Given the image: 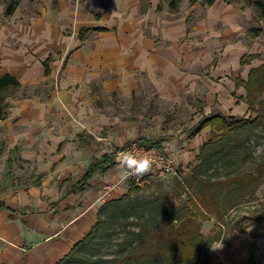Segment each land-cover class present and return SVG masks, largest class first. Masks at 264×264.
<instances>
[{
	"label": "rangeland",
	"instance_id": "1",
	"mask_svg": "<svg viewBox=\"0 0 264 264\" xmlns=\"http://www.w3.org/2000/svg\"><path fill=\"white\" fill-rule=\"evenodd\" d=\"M144 1L149 2V0ZM60 4L65 10H71L77 6L79 12H83V14L79 13L80 16H87L91 12L89 0H59L57 4L54 3V0H21L12 16L7 19L2 16L1 22L4 20L5 25L10 22L11 30L10 36L1 35L4 47L9 52L8 60L4 64L5 71L18 76L22 85L16 93L6 99L8 103L7 116L0 118V130L8 132L9 137L13 138L24 130L20 128L25 126L24 118H21L20 115V111L26 110L21 109L23 106H27L28 110L33 111V104L36 105V101L46 102L55 92L58 96H71L72 105L70 108L64 106L63 109H59L60 111L76 112L83 107L89 111L100 112L101 115L108 116L112 120L117 119L114 130L105 129L100 135L110 137L108 146L103 143V147L101 145L96 146L95 149L88 148V154L92 151H106L105 147H113L118 157V154L130 143L149 141L147 143L156 145L163 154L170 156L174 161L176 171L165 176L145 174L137 176L140 178L137 180L135 175H128L125 178L127 170H124L120 179L121 190L124 193L116 198H121L129 191H133L135 195L139 196H154L157 193L168 194L171 202L175 205L186 200L188 188L185 186L184 180L190 176L192 167L199 162L196 159V154L199 153L202 143L210 140L212 136L207 131L209 136L203 137L201 134L203 142L195 144L196 138H198L196 130L199 124L212 113L228 112L233 100L232 80L237 76L246 77L252 67L264 61V24L258 23L256 8L245 6L241 0L229 2L216 0L212 6L206 5L202 1L192 3L191 0H181L179 10L169 11L166 3V31L178 30L174 33L181 31L180 38L167 40L166 47H173L175 43L179 42V45H186L187 49L181 56L182 65L180 68L184 71L179 72L182 74V77H179L183 80L184 87L174 85L167 87L166 89L171 92L164 99L160 95V91L146 78H142L138 88L130 87L132 80L136 78V73L141 72L125 68L134 63L136 56L124 55L120 52L106 54L102 51L97 52L98 55L96 54L95 48L101 42L107 41L106 33L92 34L87 46V50L90 52L85 56L87 61H93L96 56L98 57L97 62L88 64L84 70H81L80 65L70 64L73 61L72 52L58 54L54 50V61H51L50 64L51 74L47 75V67L44 66L43 60L49 56L52 48L48 45L49 48L41 47L42 44L34 38V33H30V26L38 22L37 29L44 27L45 22L61 7ZM3 5L6 8L5 0H0V6ZM240 9L245 12L243 13ZM159 13L156 11L155 17ZM238 13L249 16L251 14V19L255 20L251 27L262 26V33L257 37L248 34L245 38L242 35L228 33V27H233L236 24ZM44 19L46 20L41 22ZM184 19H186L185 26H183ZM207 19L214 20V24L208 25ZM81 20L86 22L85 18ZM223 20H227V23L225 24ZM200 24H203L204 29L196 38L194 36L195 26H200ZM74 26L63 30L65 35H70L71 31H74ZM110 33L114 34L113 31ZM156 34L159 35V33ZM2 39L0 38V41ZM199 44H202L203 47L201 60L194 53V47ZM1 49H3L2 46H0V51ZM250 53L258 54V56L248 57ZM245 60H248L250 64H246ZM142 73L145 74V72ZM172 74L173 72H171ZM79 99L84 102L79 104ZM108 132L112 134L110 135ZM256 138L257 136L253 138L254 148L256 154L261 157L264 154V145L256 144ZM79 139L90 142L88 136L84 134ZM101 142L105 141L95 139V144ZM6 145L7 141L0 138V174L5 175L6 179L9 178L8 182L11 185L25 186L27 189H32L34 186L39 187L42 184L41 177L47 174L45 169L40 170V168L50 169L51 166L38 163L33 165L30 160L18 159V155L14 157L18 151L10 152L8 156L10 158L7 157L6 165L3 166L1 163L4 160L2 156ZM62 146L60 145L58 153H62ZM42 153L44 156L42 159L49 158L50 151ZM254 167L255 165L251 164V168L254 169ZM53 168H56V163ZM82 168L83 166H81L79 174L82 172ZM58 174L62 177L57 180V183L48 185L58 188V198L67 197L72 192L74 178L72 176L64 177V173L61 171ZM6 184L3 185V191L9 187ZM1 186L0 183V188ZM1 192L2 190H0ZM258 194L264 198V185L261 186ZM108 201L110 200L108 199ZM241 208L232 213L236 214L235 219L239 220L247 214V208ZM37 210L39 212V209ZM217 221V217L214 215L211 220L204 221L202 225L204 234L211 238L221 233L223 236L225 235V240L228 236L233 240L237 233L229 235L230 233L227 232L225 234L224 228L222 230ZM217 243L223 246L228 245L221 241L215 244Z\"/></svg>",
	"mask_w": 264,
	"mask_h": 264
},
{
	"label": "crops",
	"instance_id": "2",
	"mask_svg": "<svg viewBox=\"0 0 264 264\" xmlns=\"http://www.w3.org/2000/svg\"><path fill=\"white\" fill-rule=\"evenodd\" d=\"M58 1L54 0V3L57 4ZM89 2L91 12L87 16H80L79 13L83 14V12H79L77 6L71 10H65L60 4L61 7L45 22L44 27L37 29L38 22L30 26V33H34V38L42 45L44 44L41 47L51 46L52 48L49 56L43 60L44 66L46 60L49 59L48 65L51 71L50 64L51 61H54L53 52L56 50L58 54L72 52L73 61L70 64L80 65L81 70H84L88 64L98 61V57L93 53L91 54L95 58L91 62H88L85 56L90 53L87 46L91 35L100 32L107 34V41L101 42L95 48L97 55L102 51L106 54L120 52L124 55L136 56L134 63L125 68L141 72L136 73V78L132 80L130 85L132 89L138 88L142 78H146L166 99V95L171 92L166 89L167 87H173L171 85L182 87L184 85L180 78L182 74L179 72L184 71L180 68L182 65L181 56L185 53L187 46L179 45L178 42L173 47H166L167 40H171V38L178 40L181 34V31L174 33L178 30L166 31V0H149L148 3L144 0H89ZM160 4H162V8L159 7ZM144 5H146L145 8ZM242 10L240 9V11ZM156 11L160 13L155 17ZM96 13H100L101 17L96 16ZM2 16L4 19L10 17L5 16L4 5L0 6L1 39V35H11L10 22L5 25L4 20L1 22ZM251 17V14L249 16L238 13L236 24L233 27H228V33L242 35L245 38L250 29L254 28L251 26L254 25L255 20H252ZM82 18H85L86 22H83ZM152 18L154 19L152 20ZM207 20L208 25L214 24V20ZM223 22L226 24L227 20H223ZM185 25L186 19L183 22V26ZM73 26L74 31L72 30L70 35H65L63 30ZM83 27L106 28L107 30H93L88 34L87 39L82 41L80 32ZM260 27L262 28V26ZM203 29V24L196 25L194 36L196 38L200 36ZM112 31L114 34L110 33ZM156 33H159L160 36ZM45 38L48 40L45 41ZM1 42L0 46L3 49L0 51V58H2L0 77L11 73L5 71L4 64L8 60L9 52L4 47L3 39ZM202 50V44L194 47V53L199 56V60H201ZM251 54L255 53L248 54V57ZM245 63L250 64L248 60H245ZM171 72H173L172 75ZM248 75L246 77L237 76L232 80V106L228 112L223 113L238 116L251 114L246 99L247 89L244 85H237L238 78L247 79ZM56 94L57 92L46 102L36 101V105L33 104V111L28 110L27 106L21 108L26 109L20 111L25 126L20 127L24 130L17 136L11 138L8 132L0 130V138L7 141L2 156L4 158L1 163L3 166L6 165L10 152L13 151H18L14 157L18 155V159L30 160L33 165L38 163L51 166L50 169L40 168V170L45 169L47 174L41 177L42 184L39 187L34 186L32 189L11 185L8 182L9 178L6 179L5 175L0 174V183L2 184L0 200L6 204V207L0 208V264H55L92 229L98 221L99 209L107 200L115 199L124 193L121 190L120 181L124 170L118 167L115 149L105 147L106 151H92L88 154V148L95 149L96 146L101 145L103 147V143L108 146L110 137L100 135L105 129L114 130L117 119L112 120L108 116L101 115L100 112L89 111L83 107L76 112L60 111L59 109H63L64 106L70 108L72 97ZM82 102L84 101L79 99V104ZM207 131L212 135L211 127H205L200 133H197L198 138H196L195 144L203 142L201 134L203 137L209 136ZM82 134L88 136L90 142L81 141L79 137ZM95 139L105 142L95 144ZM60 145H63L62 153H58ZM45 151H50L49 158L46 160L42 159L44 157L42 152ZM105 154H114L115 162L107 170L99 171L84 180L90 165ZM55 163L56 168H53ZM81 166H83L82 174H79ZM59 171L64 173V177L72 176L74 178L72 192L67 197L58 198V188L48 185L57 183V180L62 177L58 174ZM4 183L9 185L5 191H3ZM36 208L39 209V212ZM254 233L258 235L260 248L257 253V261L258 264H264V222L253 224L244 232H237L227 246L215 244L211 254L212 264H247L251 254V236Z\"/></svg>",
	"mask_w": 264,
	"mask_h": 264
},
{
	"label": "trees",
	"instance_id": "3",
	"mask_svg": "<svg viewBox=\"0 0 264 264\" xmlns=\"http://www.w3.org/2000/svg\"><path fill=\"white\" fill-rule=\"evenodd\" d=\"M197 1L208 6L216 2L191 0L192 3ZM241 1L247 7L254 6L258 23L264 24V0ZM20 2L5 0V15H12ZM166 2L170 11L180 9L181 0ZM159 7L162 8V4ZM96 16L101 17V14L96 13ZM93 30L107 29L83 27L81 40L85 41ZM262 31L260 26L254 27L249 34L257 37ZM48 62L49 59L45 62L46 74L51 72ZM21 85L14 74L0 77V118L7 116L6 99ZM237 85L247 89L251 114L238 116L219 112L201 121L197 133L210 126L212 137L200 147L196 157L199 162L184 180L188 188L186 200L175 205L168 194L139 196L133 191L112 199L99 209L98 221L92 229L55 264H212L214 244L218 241L229 244L231 237L225 240L221 233L207 237L202 231L204 221L214 215L220 228L229 235L264 222V198L258 195L264 185V154L259 157L253 144L257 136L255 143L264 145V61L251 69L247 79L238 78ZM114 162V154L103 155L90 165L84 180L107 170ZM251 164L255 165L254 169ZM4 207L6 204L0 200V208ZM241 207L247 208V214L235 219L236 214L232 213ZM251 238L247 264H258V235L254 233Z\"/></svg>",
	"mask_w": 264,
	"mask_h": 264
},
{
	"label": "built area",
	"instance_id": "4",
	"mask_svg": "<svg viewBox=\"0 0 264 264\" xmlns=\"http://www.w3.org/2000/svg\"><path fill=\"white\" fill-rule=\"evenodd\" d=\"M123 151H131L133 153L139 154L146 153L150 155L154 160V164L152 169L147 174H158L165 176L176 171L173 159L170 156L163 154L156 145H150V143L147 142L134 141L130 143ZM139 179L140 178L137 177V180Z\"/></svg>",
	"mask_w": 264,
	"mask_h": 264
},
{
	"label": "clouds",
	"instance_id": "5",
	"mask_svg": "<svg viewBox=\"0 0 264 264\" xmlns=\"http://www.w3.org/2000/svg\"><path fill=\"white\" fill-rule=\"evenodd\" d=\"M117 163L119 169L127 170L126 178L128 175L143 176L147 174L152 169L154 160L146 153L139 154L131 151H121L118 154Z\"/></svg>",
	"mask_w": 264,
	"mask_h": 264
}]
</instances>
